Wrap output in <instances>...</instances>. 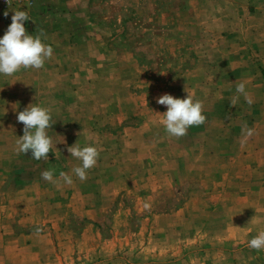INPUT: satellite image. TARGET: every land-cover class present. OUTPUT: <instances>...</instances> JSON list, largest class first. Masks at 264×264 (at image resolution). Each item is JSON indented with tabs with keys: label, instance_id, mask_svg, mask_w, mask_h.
<instances>
[{
	"label": "rangeland",
	"instance_id": "obj_1",
	"mask_svg": "<svg viewBox=\"0 0 264 264\" xmlns=\"http://www.w3.org/2000/svg\"><path fill=\"white\" fill-rule=\"evenodd\" d=\"M89 1L108 53L106 75L85 77L83 95L113 121L95 132L56 119L54 148L37 160L16 143L17 113L37 103L34 92L2 89L14 86L2 77L0 264H264V249L247 243L264 230V71L247 59L244 73L233 71L241 61L230 33L248 41L255 31L226 11L238 0ZM241 81L252 103L236 91ZM75 92L66 114L78 111ZM164 93L201 101L204 122L168 134L156 102ZM50 96L60 118L52 101L66 95ZM75 142L98 149L85 180L72 171ZM48 169L55 182L43 178Z\"/></svg>",
	"mask_w": 264,
	"mask_h": 264
},
{
	"label": "crops",
	"instance_id": "obj_2",
	"mask_svg": "<svg viewBox=\"0 0 264 264\" xmlns=\"http://www.w3.org/2000/svg\"><path fill=\"white\" fill-rule=\"evenodd\" d=\"M246 1V4L240 0L228 1L226 5V11L234 14L236 18L233 19V23L238 25L241 23L244 28L248 26L245 29L251 32L255 28L254 35L248 41L242 40L233 30V33H230L232 43L238 47L235 50V58L241 61V64L236 69L233 68V71L236 74L244 73L246 69L243 65L247 59L250 65L254 63L255 69L259 70L258 74H260L264 71V0ZM89 4V0H21L12 6H0V35L4 34L7 26L11 23V16L15 10H26L28 13V19L25 21L26 30L33 35H40L42 40L46 44H50L53 49L52 56L45 60L41 68L21 67L16 73L9 75L12 78L10 84L13 83L14 86L2 89L11 88L14 91L29 92L28 96L34 92L35 98L32 99L36 100L37 104L48 108L50 107V93L60 91L66 95V98H57L52 101V104L58 105L64 115L61 116L60 113L59 118L50 109L53 122L56 119L61 122L72 120L77 124L87 122L88 124L85 126L78 125V130H94L96 132L100 127L93 125L94 123H103L104 120L100 119L110 122L113 120L112 116L108 118V115H103L101 112L102 103L98 105V108H92L94 104L86 105L85 102L91 100L86 99L83 95L85 90L83 87L86 86V83L83 84L85 77L94 75L99 76L100 79L106 75V69L100 66L99 61L103 59L101 53H108V51L106 52L107 43L100 31L101 27H98L90 17ZM5 12L7 15H4ZM241 14L246 17L250 16L253 20L256 19L255 21L259 18L260 20L254 23L246 22L245 17H241ZM228 29H231L229 25ZM245 47L246 50H242ZM262 68L263 70H261ZM3 76L0 74V82H3ZM90 83L92 86L91 88L87 86V89L90 88L94 91L101 89L100 83ZM71 91H76V95L81 97L76 101L78 111L72 115L66 114L75 100V96H68ZM112 103H109L106 109L109 112L116 105V102ZM48 134L54 137L53 133L49 131ZM52 147L54 148L53 144Z\"/></svg>",
	"mask_w": 264,
	"mask_h": 264
},
{
	"label": "clouds",
	"instance_id": "obj_3",
	"mask_svg": "<svg viewBox=\"0 0 264 264\" xmlns=\"http://www.w3.org/2000/svg\"><path fill=\"white\" fill-rule=\"evenodd\" d=\"M7 15V12L4 13ZM28 19L26 10L17 9L11 16V23L7 26L3 35H0V74L12 75L21 67L41 68L45 60L52 56V46L46 44L40 35H33L26 30L25 21ZM238 93H244L249 103L251 98L247 96L245 82L236 85ZM158 104L166 105L163 112L162 123L166 132L172 136L180 137L186 134L189 126L199 125L206 119L202 111V103L193 98L191 94L184 97L164 93L156 98ZM17 120L23 123L24 132L17 140V151L26 153L31 151V156L37 160L48 158V152L52 147V138L48 129L53 123L50 108L37 103H31L17 113ZM68 152L79 159L81 164L72 171L80 180L87 178V170L97 162L98 149L94 144L81 145L77 142L67 148ZM54 169L42 172L44 179L54 181ZM64 182L71 184L72 176L61 172ZM248 247L260 250L264 249V230L257 232L250 240Z\"/></svg>",
	"mask_w": 264,
	"mask_h": 264
},
{
	"label": "built area",
	"instance_id": "obj_4",
	"mask_svg": "<svg viewBox=\"0 0 264 264\" xmlns=\"http://www.w3.org/2000/svg\"><path fill=\"white\" fill-rule=\"evenodd\" d=\"M21 0H0V6L15 5Z\"/></svg>",
	"mask_w": 264,
	"mask_h": 264
}]
</instances>
